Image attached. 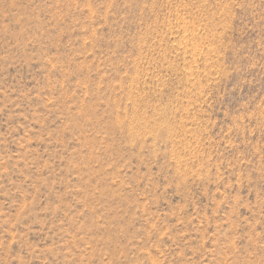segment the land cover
Returning <instances> with one entry per match:
<instances>
[{
	"label": "rangeland",
	"instance_id": "obj_1",
	"mask_svg": "<svg viewBox=\"0 0 264 264\" xmlns=\"http://www.w3.org/2000/svg\"><path fill=\"white\" fill-rule=\"evenodd\" d=\"M0 264H264V0H0Z\"/></svg>",
	"mask_w": 264,
	"mask_h": 264
}]
</instances>
